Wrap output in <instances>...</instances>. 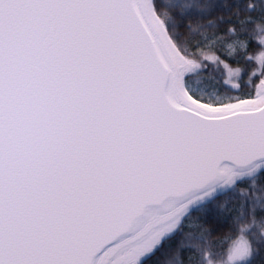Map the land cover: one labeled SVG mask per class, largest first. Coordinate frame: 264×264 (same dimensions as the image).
<instances>
[{"label":"snow or ice","instance_id":"6c2138e0","mask_svg":"<svg viewBox=\"0 0 264 264\" xmlns=\"http://www.w3.org/2000/svg\"><path fill=\"white\" fill-rule=\"evenodd\" d=\"M0 264H264V0H0Z\"/></svg>","mask_w":264,"mask_h":264}]
</instances>
